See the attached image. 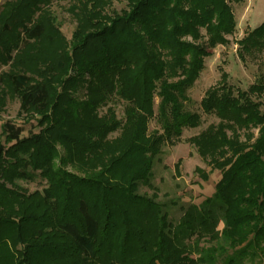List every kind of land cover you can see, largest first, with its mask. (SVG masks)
Wrapping results in <instances>:
<instances>
[{
    "label": "trees",
    "instance_id": "1",
    "mask_svg": "<svg viewBox=\"0 0 264 264\" xmlns=\"http://www.w3.org/2000/svg\"><path fill=\"white\" fill-rule=\"evenodd\" d=\"M49 1L6 0L0 9V67L11 61L0 86L41 126L23 136V127L2 125L0 264L264 260L263 80L243 91L223 73L200 100L218 123L199 155L231 147L213 164L221 174L213 194L199 205L157 198L164 148L202 122L188 91L210 49L235 32L229 0H125L111 12L89 0L69 41L40 8ZM237 45L242 59L262 53L264 21ZM81 84L82 100L73 95ZM36 175L41 190L19 186Z\"/></svg>",
    "mask_w": 264,
    "mask_h": 264
},
{
    "label": "rangeland",
    "instance_id": "2",
    "mask_svg": "<svg viewBox=\"0 0 264 264\" xmlns=\"http://www.w3.org/2000/svg\"><path fill=\"white\" fill-rule=\"evenodd\" d=\"M87 1L89 0H50L46 5H41L40 8L47 11L55 19L61 36L69 41L75 30L77 18L82 12L80 10L89 7ZM5 2L6 0H0V9ZM105 2H109L105 7V12L120 11L126 4L125 0H105ZM229 2L235 18V32L226 37L228 41L226 45H217L210 49V55L204 59L203 70L188 91L191 100L189 107L201 114L202 122L195 129H185L176 145L166 146L162 164H157L154 167L155 183L158 187L157 198L160 201L190 202L199 205L206 197L213 194L215 184L221 177L220 172L213 168V164L229 155L231 147L227 146L216 150L206 157H202L198 153L199 149L207 148L209 142L217 137L216 125L218 120L214 116L203 114L199 107L205 91L218 83L223 73L226 74L228 84L243 91H247L251 85L260 80L264 81V51L254 58L245 56L242 59L238 55L237 45V41L242 39L246 32L257 27L260 23L254 21V15L252 18L249 17L247 21L246 17H243L245 8L242 4L244 0H229ZM40 12H37L35 17ZM16 52L14 50L11 54L13 59ZM10 63L11 61L1 66L0 71H11ZM32 75L30 73V76ZM33 77L35 78V76ZM81 85L82 87H78L73 94L80 100L84 98L85 92L84 85ZM259 99L264 103V94ZM109 106L114 108L117 118H121L123 103L113 99L108 104ZM104 111L105 107L101 109V113ZM39 119L40 116L37 114L22 112L19 100L10 92L8 86L6 84L0 86V140L2 142L4 141L2 125L5 121H11L23 127L25 130L23 136H25L28 131L38 132L40 130ZM153 126L154 122L151 121L149 129H152ZM253 133L256 135V130H253ZM116 134H112L111 137ZM58 148L63 153L62 147L58 146ZM178 160L180 163L175 167ZM162 165L165 166V169L162 168ZM18 184L29 193L41 190L45 185L44 180L38 175L34 181H18ZM146 192L148 195L151 194L149 191ZM253 264H264V260Z\"/></svg>",
    "mask_w": 264,
    "mask_h": 264
},
{
    "label": "crops",
    "instance_id": "3",
    "mask_svg": "<svg viewBox=\"0 0 264 264\" xmlns=\"http://www.w3.org/2000/svg\"><path fill=\"white\" fill-rule=\"evenodd\" d=\"M242 5L245 8V11L243 9V17H246V21L249 20V17L252 18L253 15L255 22L261 23L264 21V0H244Z\"/></svg>",
    "mask_w": 264,
    "mask_h": 264
}]
</instances>
